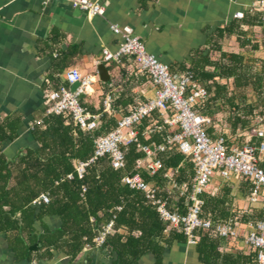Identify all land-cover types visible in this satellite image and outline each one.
Returning a JSON list of instances; mask_svg holds the SVG:
<instances>
[{
    "label": "trees",
    "instance_id": "16d2710c",
    "mask_svg": "<svg viewBox=\"0 0 264 264\" xmlns=\"http://www.w3.org/2000/svg\"><path fill=\"white\" fill-rule=\"evenodd\" d=\"M231 31L225 27L218 33L222 36ZM245 44L241 40L240 45ZM261 63L259 71L250 73L242 53L220 50L216 59L200 51L193 54L187 67L208 92L198 109L210 117L211 124L206 130L213 139L223 134L228 143L257 141L253 129L258 116L264 114V62ZM137 77H142L145 84L148 82L144 75L136 74L133 78ZM50 78L53 80L52 76ZM220 79L225 82H219ZM248 87L256 93L257 102L262 103L260 106L247 103L243 95L241 100L237 99L236 90ZM83 98H80L81 103L92 114L99 115L95 128L82 130L71 116L47 114L44 108L41 122H34L30 128L37 146L20 150L12 157L2 152V144L18 136L21 118L13 116L0 121V235H4L16 261L51 260L57 253H63L72 261L86 247L96 246L94 237L103 225L113 220V230L100 247L116 254L114 264H137L146 253H152L155 264H161L165 250L174 241L186 243V238L173 227L166 235L168 224L155 207L142 192L123 184L122 178L133 173L135 161L144 156L139 145L159 144L178 128L162 125L159 113L155 112L142 121L137 141L126 146L123 168H113L109 158L103 156L90 164L80 178L75 172V161L88 159L96 137L113 130L120 117L114 113V101L106 111L103 100L98 109H92ZM225 108L227 116L220 123L217 115ZM155 122L161 125L159 129H152ZM226 126L229 132L223 128ZM156 156L161 159V167L153 175L144 171L141 174L160 190L171 210L184 213L188 193L178 195V189L170 187L172 183L186 184L189 189L194 163L175 148L157 152ZM259 165L264 169V156ZM69 173L73 175L71 179L66 178ZM242 187L247 196L249 184L242 181ZM232 189L227 181L218 191L203 193L201 216L215 223L235 217L239 208L232 207ZM41 194H47L49 201L34 203ZM118 206L120 209H116ZM48 217L58 218L59 225L51 227L45 222ZM259 219H264V209L258 205L238 217L242 222ZM197 234L195 249L202 264L254 263L255 251L222 253L218 236L209 230H198Z\"/></svg>",
    "mask_w": 264,
    "mask_h": 264
},
{
    "label": "crops",
    "instance_id": "0c3cea01",
    "mask_svg": "<svg viewBox=\"0 0 264 264\" xmlns=\"http://www.w3.org/2000/svg\"><path fill=\"white\" fill-rule=\"evenodd\" d=\"M258 1L264 0H101L104 13L88 15L66 0H0V121L21 118L18 136L5 140L2 152L12 157L37 146L30 124L43 116L47 82L54 87L68 86L65 73L72 68L93 78L91 92L83 96L92 109H98L104 96L112 93L114 113L121 116L136 101L151 95L149 82L133 78L136 74L127 57L120 63L103 61L102 50L115 52L121 41L112 26L132 28L147 50L172 70L189 66L196 51L209 53L212 59L213 54L219 57L220 50L244 56L248 53L264 62V13L250 10ZM238 12L243 16L236 17ZM225 27L232 33L219 36L218 30ZM241 40L246 44L240 45ZM100 65L106 70L104 79ZM229 182L232 195L236 190L238 196L245 194L240 179ZM222 183L213 178L211 190L218 191ZM237 202L240 200L234 198L233 209L247 205ZM45 222L51 227L60 223L56 217ZM242 246L240 240L220 239L219 251L246 254ZM115 258V253L93 246L72 261L63 253L51 260L16 261L4 235H0V264H114ZM155 261L152 253H146L137 264ZM161 264L202 263L195 245L174 241L165 250Z\"/></svg>",
    "mask_w": 264,
    "mask_h": 264
},
{
    "label": "built area",
    "instance_id": "2783aa9c",
    "mask_svg": "<svg viewBox=\"0 0 264 264\" xmlns=\"http://www.w3.org/2000/svg\"><path fill=\"white\" fill-rule=\"evenodd\" d=\"M61 1V0H47ZM73 7L85 11L88 15H102L105 6L101 0H66ZM250 10L264 13V1L252 4ZM243 13H236L242 17ZM115 33L121 36L118 49L111 52L102 50L104 62L120 63L127 57L133 65L135 74L144 75L152 88L151 95L134 103L126 114H122L116 127L95 139L92 155L86 160H76L74 164L78 177H82L86 168L100 157L107 156L115 169L125 166L126 146L137 141L139 126L146 118L159 113L162 125L178 128V131L167 134L159 144H141L139 150L144 154L134 164V172L126 174L122 183L129 188L140 191L146 200L155 207L160 218L170 227L176 228L185 238L186 243L195 245L198 240V230H209L220 239L240 240L245 251L251 249L256 252L253 264H264V219L256 222H242L238 220L243 213H249L252 207L261 203L264 209V169L259 165L264 156V114L258 116L253 132L257 141L254 143H228L227 137L220 134L212 138L206 128L211 124L209 116L198 108L208 96L206 88L199 83L186 67L183 70H172L162 63L154 54L150 53L145 43L133 33L128 26H112ZM68 86L54 87L50 81L43 93V102L47 114L71 116L76 125L82 130L95 128L99 115L92 114L82 103L80 98L91 92L94 82L90 75H83L77 69H70L65 73ZM73 83H78L71 89ZM113 94L107 93L103 98V106L110 110ZM34 122H41L37 120ZM34 122L30 124L32 128ZM155 125L152 129H159ZM175 148L189 157L194 163V176L188 189L186 184L177 186L171 184L170 189L177 188L178 195L188 193V205L184 213L171 210L160 190L152 183L147 182L141 171L153 175L161 167V159L157 152ZM167 175V174H166ZM169 177V174L167 175ZM71 173L66 175L71 179ZM213 178L222 182L240 179L249 184L247 205L239 207L238 214L225 221L212 222L201 216L203 200L201 195L211 190ZM84 190V188H83ZM48 202L47 194H41L34 203ZM120 209V207H116ZM114 222L110 220L101 227L94 237L96 246H101L106 236L112 232ZM241 248V249H242Z\"/></svg>",
    "mask_w": 264,
    "mask_h": 264
},
{
    "label": "rangeland",
    "instance_id": "374dc122",
    "mask_svg": "<svg viewBox=\"0 0 264 264\" xmlns=\"http://www.w3.org/2000/svg\"><path fill=\"white\" fill-rule=\"evenodd\" d=\"M245 54H246L245 55L246 67H247V69L250 70V73L251 72H257V71H259L261 69L262 63L259 62V61H257L258 60V57H254L252 55H249L248 53H245ZM213 57L215 59L218 58V56L216 54H213ZM219 82L224 83L225 81H224V79H220ZM227 82H229V81H226V84L228 85L229 83H227ZM242 95L245 97L247 103H252L254 105H259V106L262 104L260 102H257V95H256V93L250 87H248V88H240L239 90H236V96H237V99L238 100H241ZM227 111H228L227 108H225L224 111L220 112L217 115L218 122L221 123V122H224L225 121V118L227 116ZM223 128H225V130L229 132V127L228 126L223 127ZM238 193L239 192L236 190V193L234 195H231L232 198H233L232 199V202H234V198L235 199L237 198V200H240V202H237L236 203L237 205H241V206L242 205H245L247 203V201H246L247 200L246 195L245 194H242V196L241 195L238 196ZM257 205L258 206H262L261 203H259Z\"/></svg>",
    "mask_w": 264,
    "mask_h": 264
},
{
    "label": "water",
    "instance_id": "95a60500",
    "mask_svg": "<svg viewBox=\"0 0 264 264\" xmlns=\"http://www.w3.org/2000/svg\"><path fill=\"white\" fill-rule=\"evenodd\" d=\"M99 72H100V77H101L102 79H104L103 74H106V70L103 68L102 65L99 66ZM77 84H78V83H73L72 86H71V89H72V90L75 89V87L77 86Z\"/></svg>",
    "mask_w": 264,
    "mask_h": 264
}]
</instances>
